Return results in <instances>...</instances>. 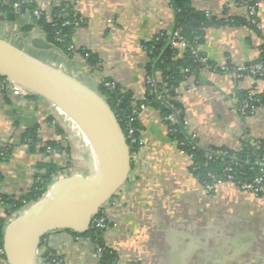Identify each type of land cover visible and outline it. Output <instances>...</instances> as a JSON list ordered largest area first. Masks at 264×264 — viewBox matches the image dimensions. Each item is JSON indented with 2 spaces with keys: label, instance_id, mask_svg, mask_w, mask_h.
I'll list each match as a JSON object with an SVG mask.
<instances>
[{
  "label": "crops",
  "instance_id": "1",
  "mask_svg": "<svg viewBox=\"0 0 264 264\" xmlns=\"http://www.w3.org/2000/svg\"><path fill=\"white\" fill-rule=\"evenodd\" d=\"M33 1L48 19L52 7L64 2L72 6L80 25L65 50L49 41L37 26L24 29L32 23L28 12L12 20L6 14L0 16L2 42L92 89L110 81L129 90L134 103L144 98L149 74L145 44L161 31L174 29L176 13L171 0ZM189 2L206 17L247 16L246 5L239 0ZM254 18L255 25L205 27L199 51L217 65L255 62L264 44V0L256 6ZM36 36L57 49L34 48L31 42ZM86 53L91 55L89 59ZM150 74L160 78L158 70ZM194 74L175 89L187 137L195 135L202 148L233 150L246 142L264 141V105L239 111L245 102L239 94L264 91L263 78L236 77L218 69H199ZM139 108L136 118L143 142L130 151L126 181L100 207L112 222L104 241L117 255L113 264H264V187L254 191L224 180L207 193L191 171V157L170 136L159 110L144 104ZM50 109L53 103L48 99L21 94L5 77L0 79V148L7 145L11 149L9 157L0 162V194L18 197L27 191L38 162L62 163L61 156L31 151L21 140L23 132L37 125L39 146L48 140L61 143L64 130L54 123ZM46 245L59 254L63 264H100L94 246L69 231L46 233L37 252Z\"/></svg>",
  "mask_w": 264,
  "mask_h": 264
},
{
  "label": "trees",
  "instance_id": "2",
  "mask_svg": "<svg viewBox=\"0 0 264 264\" xmlns=\"http://www.w3.org/2000/svg\"><path fill=\"white\" fill-rule=\"evenodd\" d=\"M240 2L250 4L251 0H239ZM175 9L176 23L174 29L180 31L181 37L190 44L197 45L201 43L203 38L204 28L212 25L223 24H249L255 25L249 20V17H235L233 19H217L215 17H206L203 11L194 9L189 0H171ZM37 8L34 1L23 2L19 8L22 14L29 13L32 23L26 24L24 29L30 30L33 26L41 29L45 37L65 50L66 46L71 42V35L77 25L74 21V14H72V6L64 2L58 6H54L49 13L50 19L46 18V13L42 11L39 17L32 14L33 9ZM13 9L2 3L0 0V14L5 15ZM69 19V23L64 24V21ZM61 37L63 40L59 41L57 38ZM149 56V62L146 64V70L150 74L153 70L160 72V81L156 84L152 91L150 87L146 86V92L143 99L137 101L136 113H132L134 107L132 106L133 95L129 90H124L120 85L115 84L114 87L106 85L107 81H103L98 85L97 91L106 99L110 108L113 110L117 120L123 130L126 142L130 151H136L139 147L138 140L133 142L127 134V125L134 128L132 137L138 138L140 136L139 124L137 122V112L140 105H150L158 109L161 116L166 123L170 136L177 141L180 148L184 150L191 157V171L193 175L200 182H211L213 179H226L228 172L225 168H231L230 174L233 176L234 183L240 184L250 182L256 175L259 174V166L255 163L256 159L264 160V141H259L257 145H251L246 142L241 149L233 150L228 147H211L209 149H221L226 151L225 156L212 155L207 158L206 150L202 147L194 146L193 142L188 139L185 134L182 113L178 115L175 122L166 120L165 117L172 112L169 105L174 108H179L180 105L175 99V89L178 84L187 76L193 75L200 69L197 63L188 50L182 52L176 51L168 43L167 31H161L155 35L149 42L145 44ZM88 59L90 54L86 53ZM257 60L264 62V44L261 47V53ZM256 60V61H257ZM195 77L198 74H194ZM0 79L3 77L0 75ZM165 89L163 92V100L157 98V94ZM242 100H245L250 106L256 107L264 105V91L253 94L248 97V91H243L239 94ZM58 133H62L59 126L55 125ZM37 125L29 127L21 135L22 142L29 145L31 151H45V146H50L58 150L62 154L65 151L64 146L57 140H48L39 146L40 139L37 136ZM39 146V147H38ZM10 147L2 146L0 151L3 153L0 156V162L6 160L10 155ZM66 165L57 164L55 162L40 161L37 164V172L34 174V179L31 187L21 193L18 197H13L6 194H0L2 202L3 215H0V245L3 243V234L6 226V220L13 212L21 209L25 204H30L37 200L47 189L51 183L53 176L61 171ZM208 174H212L213 178ZM1 178V174H0ZM25 202V203H24ZM71 233L80 235L91 242L95 250L99 249L98 258L100 264H113L117 260L116 253L109 248L104 241V229L95 227L92 223L84 232H74L64 229ZM50 249V248H49ZM50 251L54 252L53 249ZM138 264V263H130Z\"/></svg>",
  "mask_w": 264,
  "mask_h": 264
},
{
  "label": "water",
  "instance_id": "3",
  "mask_svg": "<svg viewBox=\"0 0 264 264\" xmlns=\"http://www.w3.org/2000/svg\"><path fill=\"white\" fill-rule=\"evenodd\" d=\"M21 15L19 12L9 11L5 18L12 20ZM0 16L3 17L2 14ZM3 43L1 41L0 45L3 46ZM31 44L37 49L51 47L57 49V46L40 36L34 37ZM24 56L27 59L0 55V75L11 81L13 80L9 75L15 76L45 90L48 93L19 83L60 107L82 128L81 121L68 106L79 110L107 138L113 167L107 175L98 169L99 174L94 178L71 175L57 179L51 185L49 209L39 210L33 206L10 221L5 226L3 234V247L9 264H28L31 244L35 264L39 240L49 231L64 229L79 233L86 231L92 217L124 184L130 170V148L106 99L97 90L74 77L62 74L44 62Z\"/></svg>",
  "mask_w": 264,
  "mask_h": 264
},
{
  "label": "built area",
  "instance_id": "4",
  "mask_svg": "<svg viewBox=\"0 0 264 264\" xmlns=\"http://www.w3.org/2000/svg\"><path fill=\"white\" fill-rule=\"evenodd\" d=\"M26 1H33V0H2V3L11 7L14 12H19V8H20L21 4L23 2H26ZM251 1H252V3H250V4H247L245 2L246 8H247V16L249 17V20L252 23H256L255 22L256 20L254 18L255 13H256V6L258 5V3L261 0H251ZM42 11H44L43 8L38 5L37 8L33 9L32 14L35 17H39V15L42 13ZM74 21L76 23H78L79 19L75 16ZM67 23H69V20L64 21V24H67ZM167 34H168V43L170 44V46L173 47L179 53L184 51V50H188L189 53L192 55L193 59L197 63H199L200 70H216V69H218V70L223 71V72L232 73L236 77H241L245 74H249V75L258 76V77H261L264 79V62L263 61L257 60L253 63L247 64V65H242V66H229V65H224V64L223 65H217V64L211 62L205 54L201 53L199 51L197 45L190 44L187 41H185L181 37L180 31L178 29L170 30L167 32ZM57 39L59 41L63 40L61 37H58ZM159 81H160V78L157 79V78L153 77L151 74H147L145 76V85H148L150 87V91L153 90V88L156 86V84ZM106 85H108L109 87L115 86L114 82H110V81H107ZM14 90L17 91L15 88H14ZM164 91H165V89L161 90L157 94L158 99L163 100V98H164L163 92ZM253 93H254L253 91H250L248 93V97H251L253 95ZM136 105H137V103L132 102V106L134 107V110L132 111V113H136V109H137ZM169 107H170V109H172V112L169 115H167L165 117V119L172 121V122H175L178 115L181 114V111L179 108H174L172 105H169ZM250 109H253V107L250 106L246 101L244 102V104H242L239 107V111L241 113H245L247 110H250ZM127 129H128V131H127L128 136L131 138V140L133 142L138 140V144L140 147L142 142H143L141 136H139L137 139L132 137V135L134 133V128L131 125H127ZM188 139L193 142L192 143L193 147L194 146L200 147L196 141L195 135H193V134L190 135V137H188ZM257 144H258V142H255L253 145H257ZM263 147H264V144H263ZM204 149L206 150L207 158H211V156L214 154L220 155L222 157L225 156V154H226V151L221 150V149H216V150H212L209 148H204ZM45 152L49 153V154L59 155L58 150L51 148L48 145L45 146ZM2 154L3 153L0 151V156ZM255 163L259 166V174L256 175L250 182H244V183L238 184L241 188L259 191L264 187V160L256 159ZM230 170H231V168L229 166H227L225 168V171L228 172L225 180L233 181L232 180L233 176L229 173ZM208 175L213 178L212 174H208ZM62 177H58V178L55 177L54 179L56 181L57 179L62 178ZM223 181H224L223 179H213L211 182H202V184H203V187L207 193H212L215 191L216 186ZM50 187H51V185H50ZM49 188H47L46 190L48 191ZM46 192H44L42 195L44 196L46 194ZM1 204H2V202L0 199V209H2ZM28 205L29 204H25L22 207L23 211L26 210L25 208ZM22 208L13 212L11 214V216L7 218L6 224H8L10 221H12L15 218V216L18 215V213L22 212ZM91 223L95 227L101 228V229H104V231H107L111 228L112 222H111L110 218L107 216V214L103 210H101V208H99L97 214L92 217ZM49 232H51V231H49ZM49 248L52 249L49 245H46L41 250V252H37V250H36V252H35V264H63L59 254L55 250H54V252L50 251ZM98 252H99V249L95 250V255H98ZM0 264H9V262L5 256V250L3 247V243L0 245Z\"/></svg>",
  "mask_w": 264,
  "mask_h": 264
},
{
  "label": "rangeland",
  "instance_id": "5",
  "mask_svg": "<svg viewBox=\"0 0 264 264\" xmlns=\"http://www.w3.org/2000/svg\"><path fill=\"white\" fill-rule=\"evenodd\" d=\"M1 41L2 39L0 38V43ZM4 45L8 47V49H10V51L13 52L16 56L27 59V57L14 50L12 47L3 43V46ZM0 50L5 51V49H3L1 46ZM7 82L13 89L15 88L21 94L39 95L19 83L13 82L8 79ZM48 113L53 116L54 123L56 122L60 127H63L64 134L61 138V144L64 146L65 151L62 152V154L58 152V154L59 156H61V159H59L60 161L62 160L61 164L66 166L53 176V179L47 188H49L50 185L53 184V182L55 181V177L58 178L62 176L68 177L71 175H79L87 178H94L96 175H98L99 168L96 164L94 148L83 134L84 132L82 128L76 123V121L72 119V117L68 113H66L60 107L56 106L54 103L53 109L48 110ZM56 159H58V157ZM100 170H103V168H100ZM46 191L47 190H45V192ZM50 193L51 189L49 188L44 196L41 195L37 200L32 201L25 209L33 207L42 198L46 199L47 196H50ZM24 211L22 208V212L18 213V215L22 214ZM18 215H16L15 218Z\"/></svg>",
  "mask_w": 264,
  "mask_h": 264
},
{
  "label": "bare ground",
  "instance_id": "6",
  "mask_svg": "<svg viewBox=\"0 0 264 264\" xmlns=\"http://www.w3.org/2000/svg\"><path fill=\"white\" fill-rule=\"evenodd\" d=\"M0 46L3 49H5V51L0 50V55L23 59L19 56H16L14 53L9 51L6 47H3L2 45H0ZM9 77L13 80V82L22 83V84H24L28 87H31L32 89L37 90V91L42 92V93H48L45 90L40 89L39 87H37V86H35V85H33V84L23 80V79H20V78H17L15 76H11V75H9ZM68 107L74 113L75 117L78 118L82 123V128H83V132H84L83 134L87 138L88 142H90L94 148L97 167L99 169L103 168V170H101L103 172V174H106V175L109 174L110 171L112 170V167H113V159H112V156L110 154L109 142H108L107 138L105 136H103L100 129L97 126H95L91 121H89L87 118H85L79 112V110H77L71 106H68ZM50 189H51V187H50ZM50 206H51V199L49 196H47L46 199L42 198L41 200H39V202L37 204L34 205V207H38L39 210L49 209ZM29 250H30V256L28 259V264H34L33 263V254H32L33 244L30 245Z\"/></svg>",
  "mask_w": 264,
  "mask_h": 264
}]
</instances>
